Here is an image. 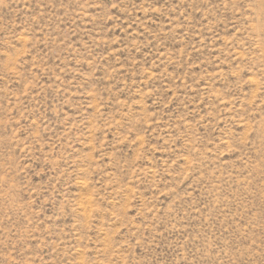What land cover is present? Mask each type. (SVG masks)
<instances>
[{
  "label": "rangeland",
  "instance_id": "374dc122",
  "mask_svg": "<svg viewBox=\"0 0 264 264\" xmlns=\"http://www.w3.org/2000/svg\"><path fill=\"white\" fill-rule=\"evenodd\" d=\"M0 264H264V0H0Z\"/></svg>",
  "mask_w": 264,
  "mask_h": 264
}]
</instances>
